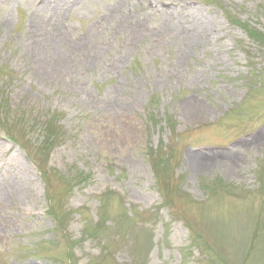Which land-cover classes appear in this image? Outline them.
Wrapping results in <instances>:
<instances>
[{
	"label": "rangeland",
	"instance_id": "obj_1",
	"mask_svg": "<svg viewBox=\"0 0 264 264\" xmlns=\"http://www.w3.org/2000/svg\"><path fill=\"white\" fill-rule=\"evenodd\" d=\"M0 191V264H264V0H0Z\"/></svg>",
	"mask_w": 264,
	"mask_h": 264
},
{
	"label": "bare ground",
	"instance_id": "obj_2",
	"mask_svg": "<svg viewBox=\"0 0 264 264\" xmlns=\"http://www.w3.org/2000/svg\"><path fill=\"white\" fill-rule=\"evenodd\" d=\"M195 107H196V105H194V103H192V102L190 104L186 103L185 106H184V110L189 113V112L193 111L194 109H196ZM227 158L229 160H234L235 156L234 155H230V156H227ZM205 162H206L205 159H203L202 157H198V158L196 157L194 159V164L196 165V167L197 166H202ZM17 190H16V187L13 186V188H8L6 193L7 194H12V193L15 194Z\"/></svg>",
	"mask_w": 264,
	"mask_h": 264
}]
</instances>
